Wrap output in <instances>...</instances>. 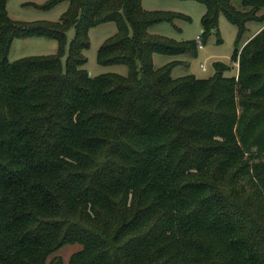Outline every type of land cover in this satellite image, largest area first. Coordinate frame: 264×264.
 <instances>
[{
    "label": "trees",
    "instance_id": "obj_1",
    "mask_svg": "<svg viewBox=\"0 0 264 264\" xmlns=\"http://www.w3.org/2000/svg\"><path fill=\"white\" fill-rule=\"evenodd\" d=\"M0 0V264H264V0H194L207 7L203 45L224 14L238 28L230 67L211 79L173 78L197 41L151 34L181 13L142 0L68 2L58 22L10 18ZM27 5H33L31 3ZM117 22L99 50L127 76L83 67L91 27ZM262 30L242 42L248 24ZM75 29L66 65L67 31ZM60 44L48 56L9 60L18 38ZM221 39L219 38V42ZM240 53V57H238Z\"/></svg>",
    "mask_w": 264,
    "mask_h": 264
},
{
    "label": "rangeland",
    "instance_id": "obj_2",
    "mask_svg": "<svg viewBox=\"0 0 264 264\" xmlns=\"http://www.w3.org/2000/svg\"><path fill=\"white\" fill-rule=\"evenodd\" d=\"M49 0H9L7 9L9 16L14 21L19 22H58L69 7L68 2L60 3L49 10L40 7ZM237 9H242V0H230ZM33 5H27V4ZM142 6L149 11H171L187 16L188 20H176L174 24L161 23L149 28V32L161 35L177 42L197 41V37L202 35V18L207 12L206 5L194 0H142ZM262 26L261 23L251 22L248 24V31L244 35L242 42H245L253 33ZM220 37L212 35L203 48L197 49L196 56L188 54L182 56H167L156 53L153 62L156 68H162L172 62H177L172 69L173 78L195 76L198 79H211L216 74L215 64L224 63L230 67L225 73L226 76H238L239 62L233 60L235 51L238 47V28L232 24L228 18L221 14L219 20ZM119 32L117 22L111 21L101 25L91 27L89 31L90 47L84 51L87 59L83 67L92 77L102 74L114 73L127 76L129 67L124 64L103 65L99 62V50L101 46L112 36ZM75 36V29L67 31V42L62 52V62L66 65L70 43ZM219 38L221 41L219 42ZM60 51V44L57 40L46 37L18 38L14 41L9 60L18 61L23 58L35 56H48ZM239 51L238 57H240ZM202 65L205 66L203 70ZM80 244H69L62 247L54 257H60L65 264H68L72 257L82 250Z\"/></svg>",
    "mask_w": 264,
    "mask_h": 264
},
{
    "label": "built area",
    "instance_id": "obj_3",
    "mask_svg": "<svg viewBox=\"0 0 264 264\" xmlns=\"http://www.w3.org/2000/svg\"><path fill=\"white\" fill-rule=\"evenodd\" d=\"M197 42L199 43V48L200 49L204 47V45H203V43L201 41V37L200 36L197 37ZM202 68H203V70L206 69L205 66H203V65H202Z\"/></svg>",
    "mask_w": 264,
    "mask_h": 264
},
{
    "label": "crops",
    "instance_id": "obj_4",
    "mask_svg": "<svg viewBox=\"0 0 264 264\" xmlns=\"http://www.w3.org/2000/svg\"><path fill=\"white\" fill-rule=\"evenodd\" d=\"M263 26H260V28H258L251 37H249L247 40L251 39L253 36H255L256 34H258L261 30H262ZM204 66V65H203Z\"/></svg>",
    "mask_w": 264,
    "mask_h": 264
}]
</instances>
